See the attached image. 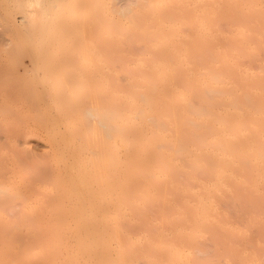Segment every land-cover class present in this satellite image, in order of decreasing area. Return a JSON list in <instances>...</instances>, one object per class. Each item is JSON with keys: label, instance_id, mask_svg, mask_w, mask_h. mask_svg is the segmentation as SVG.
<instances>
[{"label": "bare ground", "instance_id": "obj_1", "mask_svg": "<svg viewBox=\"0 0 264 264\" xmlns=\"http://www.w3.org/2000/svg\"><path fill=\"white\" fill-rule=\"evenodd\" d=\"M57 2L0 0V86L25 54V72L44 67L36 108L71 98L79 61L51 28L61 17L70 38L90 31L97 101L89 133L65 111L68 139L52 130L44 156L31 133L16 145L40 185L17 187L24 170L0 148V264H264V0Z\"/></svg>", "mask_w": 264, "mask_h": 264}, {"label": "rangeland", "instance_id": "obj_2", "mask_svg": "<svg viewBox=\"0 0 264 264\" xmlns=\"http://www.w3.org/2000/svg\"><path fill=\"white\" fill-rule=\"evenodd\" d=\"M78 2L79 0H58L57 4L60 8L55 13L63 14L68 6H77ZM82 18L83 20L89 18L87 11H84ZM52 26L51 28L53 29L55 37H58L56 39L57 42L61 43L63 36L66 35L67 38L72 41L73 50L78 56L79 63L74 66L75 93L71 98H58L57 104L55 105L49 104L48 106L43 105L45 106L43 108H36V104L43 102L44 99V91L39 90L41 87L39 86L41 82L39 81L41 78L39 74L43 72L44 67L39 70V68L36 69V67L30 66L32 68L25 72L23 70V64H30L25 54H23L24 56H19L17 62H12L9 66L7 64L3 67L5 70L8 66L5 70L7 75L5 73L3 74V76L6 77L4 80L2 78L3 81L0 86V148L8 151V153L12 154L14 157V160H12V158L7 162V167L8 165H13L15 167V172L24 170V177L22 180L17 178L12 181L16 183V186L19 188H24L26 185L28 186V184H31V182L35 185H40L42 183L41 179L45 175L41 170L42 166L40 164H35L34 157L25 154L23 151L15 152L14 148L17 149L16 145H20L22 141L26 139V135L31 133V135L27 137V140L30 141L27 147L33 150L37 156H44L48 151V147H46L45 144H49V141L53 140L52 136L49 134L52 130L58 132L59 135L61 134V136L58 137L59 140L63 141L68 139L62 136L65 129L61 125V119L65 111H70L72 113L71 122L77 133L82 131L89 133V129H87L88 117L85 111L90 106L95 105L97 101L92 91L93 89L91 88L90 81L91 70L94 69V65L90 60L94 41L88 27L77 30L76 36L70 38L66 33L67 29H65L66 26L64 22H62L61 17H58V22L56 25ZM59 61H61L59 57H54L53 62L47 65L48 68L51 69V72H53V69H58L60 66L58 65ZM10 66L11 68L9 70ZM71 139L80 141L78 137H71ZM20 148L22 149L23 145L20 146ZM42 159L46 160L47 158ZM2 166L1 164L0 184L7 185L10 182V180H8L9 177L7 175L5 176L7 167L3 169ZM37 166L41 167V169ZM14 200H17L16 204ZM18 200L20 199H13V203L9 202V204H7L8 207L6 208L7 212L5 211L4 220H10L11 222L20 220V217L17 216L20 208L17 206L19 211H15L16 207H14L19 205L18 203H21ZM19 206H21V204ZM10 209L11 211H8Z\"/></svg>", "mask_w": 264, "mask_h": 264}]
</instances>
